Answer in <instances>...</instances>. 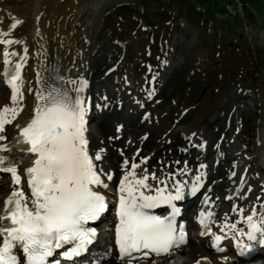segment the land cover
Instances as JSON below:
<instances>
[{"label":"rangeland","instance_id":"1","mask_svg":"<svg viewBox=\"0 0 264 264\" xmlns=\"http://www.w3.org/2000/svg\"><path fill=\"white\" fill-rule=\"evenodd\" d=\"M32 1L6 0L17 8ZM218 1L219 4L215 0H101L80 21L78 33L86 34L87 41L76 62L83 80L93 54L101 48L115 49L118 66L115 69L114 65L108 79L98 84L117 98L127 100L142 119L153 121V139L157 143L163 141L165 145L151 173L159 180L179 181V175L182 181L192 178L198 171L194 168H199L201 162L191 159L202 152L199 146L184 151L176 143L184 141L186 135H201V146L212 129L215 132L221 130L218 139L222 138L224 128L233 119L237 131L228 134L225 150L234 158L235 175H231L230 189L221 195L227 203L220 210L216 205L205 213L206 216L208 212L212 213L209 229L216 235L218 233L211 226L215 225L219 215L222 217L237 208L239 211L244 209L243 212L255 209L257 213L264 205V170L256 167L264 162V0L254 6L239 0ZM24 30L26 32L21 30L19 36L27 38L30 30ZM3 52L4 47L0 44V56ZM148 72L158 73L161 86L158 91L149 93V98L144 87ZM97 88V85L92 87L93 90ZM4 96L5 89L0 81V102ZM137 123L139 120L135 125ZM86 126L88 131L98 127L94 120L88 121ZM204 132L209 134L204 136ZM248 138L251 145L255 144L253 151L246 144ZM225 150H219V153ZM216 153L214 151L212 156ZM173 159L177 166L172 172L169 164ZM234 180L236 182L232 184ZM0 182V185L6 184L7 178L0 176ZM112 184L107 188L109 197L118 192ZM243 212L238 214L239 218L244 216ZM224 222L230 223V219ZM103 227L105 230L104 223ZM188 229L185 233L190 241L182 245L185 251L202 248L213 255V264H231L222 259L229 258L231 252H217L211 248L209 234L201 235L205 231L201 224ZM233 234L231 229L226 233L223 248L232 245ZM166 255L158 258L152 255L149 259L165 262ZM95 256L91 254L89 259ZM106 262L127 264L121 258ZM237 262L264 264V254L257 256L256 261L238 259Z\"/></svg>","mask_w":264,"mask_h":264},{"label":"snow or ice","instance_id":"2","mask_svg":"<svg viewBox=\"0 0 264 264\" xmlns=\"http://www.w3.org/2000/svg\"><path fill=\"white\" fill-rule=\"evenodd\" d=\"M13 19L9 30L0 29V44L11 46L19 43L4 39L21 23L19 19ZM24 53L20 57L22 62H16L14 66L9 57L19 54L2 53L3 63L10 67L5 68L4 77L0 79L7 78L15 107H5L0 111V141L6 140L5 125L12 123L23 111L25 81L22 68L26 63V48ZM72 83L74 96L47 86L35 93L37 105L34 115L15 141L21 145L22 152L30 154L31 166H25L23 174L30 196H26L22 188L15 187L22 184V175L17 168L20 161L9 159L4 153L12 149L8 145H0V172L10 174L14 186L3 205H0V264H52L50 258L65 245H74L63 253L65 258L81 255L96 236L95 231L85 225L96 221L108 209L106 197L99 189L108 188L102 177L111 181L113 174L105 172L103 165L97 163L103 160L104 150L90 152L89 149L86 135L88 107L83 96L87 81H81L78 87L75 81ZM145 163L146 160L133 162L131 170H127L129 162L124 160L127 171L118 183L116 244L120 258L126 260L127 264L147 258L149 253L155 256L170 254L172 249L187 243L183 227L178 229L176 225V217L180 214L176 202L185 198L187 183L176 181L170 190L167 180H159L146 169L141 168L138 176L136 169ZM200 179V176H196L192 183L190 191L193 196L199 190ZM150 180L158 181L161 186L154 187ZM208 200L205 197V203ZM161 206H167L170 210V214L164 218L148 211ZM240 211L242 213L243 209ZM255 215L254 209L246 217L247 232L239 229V235L246 234L248 241L264 245V215L259 225L254 222ZM211 216V212L207 216L205 212L200 213L199 223L205 229L201 235L210 234ZM226 229L235 233L237 224L225 223L221 231ZM211 235L214 241L212 247L217 252L225 251L219 246L223 237ZM236 246L241 247L239 242ZM244 249L251 251V247L245 244L239 253L241 256L246 254ZM137 253L141 255L137 256Z\"/></svg>","mask_w":264,"mask_h":264},{"label":"bare ground","instance_id":"3","mask_svg":"<svg viewBox=\"0 0 264 264\" xmlns=\"http://www.w3.org/2000/svg\"><path fill=\"white\" fill-rule=\"evenodd\" d=\"M99 2H101V0H34L32 3L27 4L26 6L23 5L17 8L15 6H10L6 0H0V29L5 31L9 30L10 25L14 22L13 18L19 19L21 21V23L18 24L14 30H11V35L9 37H4V39H13L19 41V43H13L11 46L2 44L4 51H8L9 53L16 52L19 54L17 56L9 57L13 66L16 62H22L20 57L25 55L24 49H27L26 63H24L22 68V78L25 81V95L22 103L23 111L19 112V115L14 120H12V123L5 125L4 135L6 136V140L0 141V145H8L9 148L12 149L10 152L4 154L9 159L20 161V163L17 164V168L18 173L22 175V184L15 187L22 188L26 196H30V191L28 189L26 180L23 178V174L25 172V166H31L29 160L30 154L27 152H22L21 145L16 144L15 141L18 139L21 129L27 126L31 117L34 115V110L37 105L35 93L46 86L49 88V84L54 81L55 78L59 79V83L64 89L71 91L72 93L74 92V85L72 83L73 81H75V86L77 87L81 81H87V87L83 93V95L86 97L85 100L88 107L86 121L88 123V121L94 120L98 127L97 129H92L90 131L87 130L86 135L89 139L90 152L95 148L104 150L103 160L97 163L103 165L105 172H110L113 174V180L111 181H107L106 177H102V179H105V182L108 185L113 183L112 185L118 189L119 180L122 178L124 172L131 170L133 159L135 163H139L141 160L147 161V163L142 164L140 168L136 169L137 173L141 174V168H143L146 169L149 174H151L153 170H155L153 165H157L156 160L162 152V146H165L162 143L163 141H159V143H157V141L153 139V121H146L145 118L142 119V116L139 115V112L134 107H131L128 102H126L127 100L124 101V99H119L116 95L110 94L108 91H106L103 85L99 86L98 82H101L103 79H108L110 69H113L114 65L115 69L118 66V64L115 63L117 60L115 49L112 47L108 49L101 48L99 49L98 53H92V59L88 62L90 66L85 72L87 73L85 75L86 79L79 80L74 78V76L79 72V66L77 67L76 64L77 59L80 56L81 48L84 47V44L87 41L86 34L83 36L79 35L78 26L86 12L93 9L94 6H96ZM24 29L30 30V36L27 38L19 36L21 30L26 32ZM6 67L10 66H6L3 63V58L1 55L0 77H4V70ZM156 74L155 72H148L147 74L148 79L144 83V87L147 91V98L150 96L149 93L158 91L161 87L160 83L158 82V75ZM0 81L5 89L4 100L0 102V111H2L5 107H15V105L11 101V89L7 83V78L0 79ZM94 84L98 86V88L95 90L92 89V87L95 86ZM146 100L147 99L141 103H144ZM109 105L111 109H109ZM127 110H129V112H127ZM8 115L10 117L11 114L9 113ZM136 116H138V118L134 119ZM138 120L139 123L135 125ZM211 126L212 125H210V127ZM224 130V136L219 139L218 137L220 136L219 133L221 130L215 132V129H212L210 134L206 133L209 134L208 138L204 137L206 136L204 132L205 135L202 136L206 139V143L201 146L199 145L200 139L202 138L201 135H186L184 141L179 140L176 143L181 145V149L184 151L186 149L191 151V149L193 150L199 146L200 152H202L201 155H197L196 157L194 156L192 159L191 157H188V160L191 159L195 162L200 161L201 164L204 165L203 168H194V170L198 169V171L193 173L192 178L190 177L187 181H182L183 178L180 179L178 176L180 181L187 183V187L185 188V198L182 201L176 202L177 206L180 208V214L177 216L176 220L177 222L185 221V228L187 229L191 227L194 228V226L196 228L198 224L197 221L201 218V212L206 213L207 209L211 210L216 205L219 206L220 210L225 206V203H227V200L223 199L221 195L230 189L231 175L235 171V165L233 161L234 158L231 154H229V152H226L225 150V145L228 141V134H233L237 131V126L234 127L233 119H230L228 126L226 125ZM216 135L217 139L215 138ZM197 141L199 142L197 143ZM250 141L251 140H249V138L246 139V144L249 147L248 149L253 151L255 144L254 146L251 145ZM196 143L197 145L194 146ZM213 150L216 151L219 156L217 153L216 155L212 156V153L214 152ZM219 150L225 151H223L221 154L219 153ZM163 154L165 153L163 152ZM165 155H167V153ZM221 155H223L222 158ZM210 158H212L211 162H209ZM251 158L254 159L255 157L252 156ZM124 160H128L129 162V167L127 170L123 165ZM223 165H225L224 170H222ZM175 166L177 165L175 164V159H173V161H171L169 164L172 172L175 171ZM256 167L264 170V162L262 165L259 164ZM157 168L159 167L157 166ZM196 176H200L201 179L199 190L196 195L193 196L191 195L190 189L192 183L195 182ZM4 177L7 178V182L4 185H0V205H3L5 198L10 194L14 187L10 174L7 173L4 175ZM235 180L232 182V184L236 182ZM170 183L171 182H168V184ZM152 185L156 187L158 184L155 181ZM99 190L103 194H107L106 192L108 191L107 189ZM205 197L209 198L207 203H205ZM239 213L241 212L237 208V210L229 211L222 217L219 215L218 219H216L214 222L215 225L211 226L216 230L218 235L223 237L221 241H219L220 247H222L224 243L226 244V233L230 231V229L221 231V226L226 223L224 222L226 221V218L227 220L230 219V223L228 224L236 223L237 227L242 226V228H244L242 223L243 220H241V218L244 219V216L247 217V214H243L244 216L239 218ZM106 214L107 211L96 221L88 223L90 228H92L96 233L93 243L88 245L86 250L77 257H73L69 260L59 258V261L61 262H58V264H90L91 259L89 258H91V254H101L102 259L101 261L97 260L96 264H106V261L108 260H120L118 248L114 249L115 254L113 253V255L101 251V249L104 248L103 236L105 230L103 223L108 219H112L113 221V224L110 226L111 240L116 238L115 229L118 225V214L111 217L107 216ZM262 215H264L263 210L257 212V219L261 220ZM255 223L259 225L260 222ZM208 236H210V242L208 244L211 248H214L212 247L214 241L211 233ZM186 237L187 241H190L189 237ZM253 243L256 244L257 242L255 243V241H253ZM184 247L185 246L181 245L178 248L172 249L170 254L165 256V262L157 259L150 260L149 258L153 256H151V253H149V257L137 261V263H134V260L132 264L214 263L213 255H209L204 249L191 248L190 250L185 251ZM251 247V251H245L246 254L241 256L239 254L242 249L241 247H230L226 245L224 249L227 252H231V256L229 258L226 257L222 259L231 264H238V259L256 261L257 256L264 254V245L259 244L258 250L254 249V245H251ZM62 253L63 251L57 250L55 256H58ZM136 255L139 256L141 254L137 253ZM154 257L158 258L159 256ZM186 260L188 262H186Z\"/></svg>","mask_w":264,"mask_h":264},{"label":"trees","instance_id":"4","mask_svg":"<svg viewBox=\"0 0 264 264\" xmlns=\"http://www.w3.org/2000/svg\"><path fill=\"white\" fill-rule=\"evenodd\" d=\"M218 4H219V1L218 0H215ZM242 4L245 3V4H248V5H251V6H254L255 3H258L259 0H239Z\"/></svg>","mask_w":264,"mask_h":264},{"label":"water","instance_id":"5","mask_svg":"<svg viewBox=\"0 0 264 264\" xmlns=\"http://www.w3.org/2000/svg\"><path fill=\"white\" fill-rule=\"evenodd\" d=\"M77 78H80V75H77Z\"/></svg>","mask_w":264,"mask_h":264}]
</instances>
